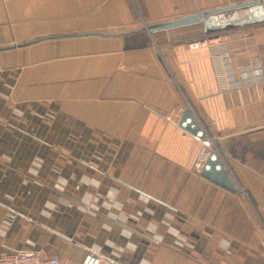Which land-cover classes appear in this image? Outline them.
Masks as SVG:
<instances>
[{"label":"crops","instance_id":"1","mask_svg":"<svg viewBox=\"0 0 264 264\" xmlns=\"http://www.w3.org/2000/svg\"><path fill=\"white\" fill-rule=\"evenodd\" d=\"M250 1L0 0V252L264 264V5L149 30ZM187 109L235 190L198 169Z\"/></svg>","mask_w":264,"mask_h":264},{"label":"water","instance_id":"2","mask_svg":"<svg viewBox=\"0 0 264 264\" xmlns=\"http://www.w3.org/2000/svg\"><path fill=\"white\" fill-rule=\"evenodd\" d=\"M263 5L264 0H256L235 6L208 10L196 14H190L170 22L150 26L149 30L150 32H154L156 30L172 29L203 23L206 31H212L255 23L261 20ZM179 124L181 127H184L193 133L196 137L205 141L206 145L214 144V142L209 139L208 135L203 130L202 126L199 124L190 109L183 111ZM203 175L209 180L220 184L225 188L231 190L236 189L235 185L224 171L220 154L216 150L210 154L203 168Z\"/></svg>","mask_w":264,"mask_h":264},{"label":"built area","instance_id":"3","mask_svg":"<svg viewBox=\"0 0 264 264\" xmlns=\"http://www.w3.org/2000/svg\"><path fill=\"white\" fill-rule=\"evenodd\" d=\"M203 42L191 44L193 48H198ZM249 139L253 145H259L262 142V131L260 128H252L249 131ZM214 145H205L201 158L198 163V169H203L210 154L215 151ZM0 264H61L58 256L50 254L44 250L24 251V250H7L0 252ZM80 264H103L102 258L93 252H88ZM107 264H118L109 262ZM203 264V263H196Z\"/></svg>","mask_w":264,"mask_h":264}]
</instances>
